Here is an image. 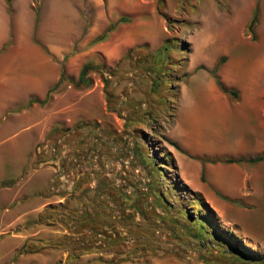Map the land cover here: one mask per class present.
Segmentation results:
<instances>
[{
    "label": "rangeland",
    "instance_id": "1",
    "mask_svg": "<svg viewBox=\"0 0 264 264\" xmlns=\"http://www.w3.org/2000/svg\"><path fill=\"white\" fill-rule=\"evenodd\" d=\"M9 3L8 11L0 0L8 30L0 50L32 43L67 79L43 104L20 100L0 116V264H264V161L238 162L239 185L226 180L230 194H223L200 179L202 171L197 176L198 158L208 156L180 145L209 131L190 110L221 92L210 72L220 57L215 74L235 98L257 93L264 101V0H164L159 10L156 0ZM84 62L101 68L76 87ZM231 64L233 79L225 72ZM227 134L255 133L228 127ZM98 179L110 187L96 193ZM157 190L161 206L151 197ZM188 190L230 238L213 235ZM73 215L77 223L68 227ZM105 224L113 241L91 234ZM70 230L95 247L75 257L68 242L79 235ZM235 239L245 254L228 245Z\"/></svg>",
    "mask_w": 264,
    "mask_h": 264
},
{
    "label": "crops",
    "instance_id": "2",
    "mask_svg": "<svg viewBox=\"0 0 264 264\" xmlns=\"http://www.w3.org/2000/svg\"><path fill=\"white\" fill-rule=\"evenodd\" d=\"M7 38V23L0 11V47ZM58 77L56 61L32 43L16 41L3 46L0 50V116L20 100L30 96L44 97ZM260 96L257 93H242L238 98L230 99L222 92H212L208 97L194 100L196 102L190 114L194 113L195 118L202 119L209 131L201 133L195 140L192 136L188 137L189 145L181 142V148L188 154L209 158L249 156L264 150V101ZM185 121L182 122L184 126ZM228 127L249 128L255 134L228 136ZM197 169V176L202 171L206 183L223 194H230L229 190L223 189V182L231 179L239 185L238 173L244 172L238 163L222 161L201 162L197 164ZM206 183L203 186L201 183V187H208ZM237 189L231 196L241 191V187Z\"/></svg>",
    "mask_w": 264,
    "mask_h": 264
},
{
    "label": "trees",
    "instance_id": "3",
    "mask_svg": "<svg viewBox=\"0 0 264 264\" xmlns=\"http://www.w3.org/2000/svg\"><path fill=\"white\" fill-rule=\"evenodd\" d=\"M5 1V4H6V7H7V9H8V11H9V5H10V3H9V0H4ZM163 5H164V0H156V8H157V10H159L161 7H163ZM159 12V11H158ZM124 20V18L123 17H118L117 19H116V21L114 22V23H111V24H109L106 28H104V30L101 32V33H99V34H97L96 36H94L93 38H92V41L93 42H96V41H101V40H103L104 38H105V36H106V33L108 32V31H110L111 29H112V27H113V25L116 23V22H118V21H123ZM256 20H257V10H256V8L253 10V12H252V15H251V17H250V20L248 21V23H247V29L249 30V32L251 33V37H253V32H252V30H253V27H254V25H255V23H256ZM164 49H167V46L165 45L164 47H163ZM223 60V57H220L217 61H216V63L213 65V67H212V69H211V75L213 76V79H214V82H215V85L217 86V88L222 92V93H224V94H226V95H228L229 97H231V98H235L236 97V91L235 90H233V89H231V88H229V87H226V86H224L220 81H219V79H218V77H217V75L215 74V69H216V67H217V65L221 62ZM95 68H101L99 65H94V64H91V63H89V62H84L81 66H80V68H79V71H78V74H77V77H76V79L74 80V81H72V84L74 85V86H76V87H78V86H87L89 83H90V78L88 77V72L89 71H93V70H95ZM64 79H67L64 75H63V70L62 69H60L59 70V77H58V79H57V81L53 84V86L52 87H50L47 91H46V93H45V95H44V97L41 99V100H39L38 98H36V97H29L28 99H27V102H26V104L27 105H29V104H31V103H33V102H36V103H39V104H43L44 102H45V100L46 99H48V97H49V93L51 92V90L53 89V88H55L62 80H64ZM69 79V78H68ZM70 80V79H69ZM102 82H103V88H105V86H106V82H107V80H106V78L105 77H102ZM167 140V142L168 143H170V145H172L175 149H177L178 150V146H177V144L175 143V142H173V141H170L169 139H166ZM149 157V156H148ZM202 163L203 162H215V161H222V162H236V163H238V162H242V161H246V162H248V163H250V164H253V163H256V162H259V161H264V154H259V155H255V156H251V157H224V158H214V157H200V158H198ZM152 166L154 165V162L152 161ZM171 165H172V167L174 166V163H173V161L171 162ZM175 167V166H174ZM152 172H154V174L157 172V166L155 167V168H153L152 169ZM156 175V174H155ZM177 177V176H176ZM200 179L201 180H203V173L201 172L200 173ZM148 183V182H147ZM180 183V182H179ZM110 187V184H109V182H105V181H103L102 179H98L97 180V182H96V184L94 185V187L93 188H95V190H97V192L96 193H100L101 191H100V189L101 188H105V187ZM120 187V186H119ZM183 187H185V186H183ZM146 188H147V190L149 191L151 188H152V186L148 183V185L146 186ZM183 190H187V189H183ZM152 191V190H151ZM191 194H192V196H195L194 198L198 201V203L204 208V210H206V214H204V215H202L201 217H199L200 219H202L206 224H208L209 226H210V228H211V230H212V233H213V235H215L216 234V238H218V236L219 235H222V236H224L225 238H230V233H227L226 231H218V229H216V228H219V225L214 221V218L213 217H211V209L208 207V205H207V203L206 202H204L201 198H200V196H199V194L198 193H196V192H194V191H191V190H188ZM150 192V191H149ZM151 197H152V199H153V201L158 205V206H161V205H163V203H164V201H165V198H164V195H163V193L161 192V191H156V192H154L152 195H151ZM85 213V212H84ZM211 213V214H210ZM72 214V213H71ZM61 216H63V214H61ZM73 217H74V219H71L70 221H71V225H67L68 227H73L74 225L73 224H75V222L77 223V218L73 215ZM59 221L61 222V219H59ZM103 226V225H102ZM101 226V227H102ZM107 227H111L110 225L108 226V224H105V227L103 226L102 227V229L100 230V229H94V227L92 228H90V231H91V234L92 233H100L102 236H103V238L104 239H109V241H113V237H110V235H109V233L112 231V230H110L111 228H107ZM110 231V232H109ZM70 233H72V234H75V236H78L79 235V237L77 238V240H74L73 238H69L70 239V241L68 242V244H71V247H70V249H72L71 250V252H74V256L76 257V256H78V254H81L82 253V251L84 250V251H86V250H90L91 249V247H95L93 244L91 245V241L90 240H87V239H84V240H82L81 239V236H80V234L79 233H77L75 230H70L69 231ZM112 232H114V231H112ZM66 238H68V237H66ZM223 240H225V239H223ZM227 243H228V245L231 247V248H233L235 251H237V252H239V253H242V254H245L244 253V249L243 248H241L240 246H239V242L235 239V240H233L232 242L231 241H229V240H227ZM67 244V243H66ZM67 244V245H68ZM95 244V243H94Z\"/></svg>",
    "mask_w": 264,
    "mask_h": 264
},
{
    "label": "bare ground",
    "instance_id": "4",
    "mask_svg": "<svg viewBox=\"0 0 264 264\" xmlns=\"http://www.w3.org/2000/svg\"><path fill=\"white\" fill-rule=\"evenodd\" d=\"M216 41H219V42L222 44L220 49L226 47V44L223 43V42H221L220 39H217ZM231 65H232V64H231ZM238 70H239V69H238ZM225 72H226V75L232 77V79H233V78H235L236 73H237V71H236V67L233 68V65H232V66L228 67L227 70H226V68H225ZM235 72H236V73H235ZM239 74H240V73H239Z\"/></svg>",
    "mask_w": 264,
    "mask_h": 264
}]
</instances>
